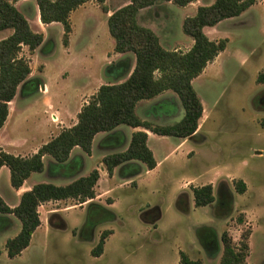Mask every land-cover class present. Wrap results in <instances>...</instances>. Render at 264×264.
Masks as SVG:
<instances>
[{"label": "rangeland", "instance_id": "obj_1", "mask_svg": "<svg viewBox=\"0 0 264 264\" xmlns=\"http://www.w3.org/2000/svg\"><path fill=\"white\" fill-rule=\"evenodd\" d=\"M211 1L196 0V4L192 1L185 6L156 2L153 11L140 17L136 15V19L152 22L154 28L150 29L162 46H177L183 51L192 40L181 30L182 19L193 14L195 5ZM115 5L114 0L107 2L109 9ZM18 11L32 31L42 34V42L31 53L25 46L20 47L19 55L27 59L30 69L27 78L32 81L18 84L8 102V114L0 127V135L7 140L24 138L27 145H40L45 129L58 119L54 108L35 103L33 96L45 92L39 86L46 83L49 94H60L63 99L75 90L91 86L98 71L109 79L107 70L104 66L100 69V64L105 56H115L113 40L107 32L106 12L94 1L79 5L70 19L68 17L70 31L66 46L61 44L59 23L38 25L33 0H28ZM231 21L202 27L207 38L224 37L227 41L224 49L191 80L203 108L197 135L179 145L174 137H150L148 145L155 158H163L154 172L119 186L115 181L112 192L95 197L102 193L100 189L112 187V181L107 182L106 176L101 174L94 196L85 203L68 199L49 201L40 207L41 222L48 227L36 228L28 245L12 260L6 257L2 241L12 236L14 229L0 230V264H178L179 250L202 264H212L215 256L207 254L200 243L209 244L215 236L220 246L217 232L221 229L236 242L240 232L248 229L247 225H237L236 218L242 219L238 210L242 208L253 213L252 231L247 238V261L264 264V0H255L241 17ZM10 32L7 28L0 30V39ZM118 54H122L120 59L133 58L131 52ZM258 75L262 76L259 81ZM33 83L39 85L34 88ZM32 99L30 114H22ZM60 101L71 106V100ZM180 108L178 100H163L149 107L148 112L156 116L163 110V118L158 122L164 124L175 121ZM140 113L143 111L136 109V114ZM100 136L94 139L95 150L107 142ZM98 161L99 155L93 151L85 167H93ZM46 166L41 173L33 172L29 180L63 185L61 178L52 176L55 175L52 167ZM65 170L67 175L73 169L66 166ZM136 171L139 172V168L132 166L122 174ZM230 177L241 179L245 191L235 192L232 184L235 179H227ZM0 179V192L8 198L5 181H2L5 178ZM209 182H213L214 187L210 206L190 204L187 210L179 207V203L185 205V195L178 196L181 183L190 191L191 186ZM219 183L231 190L227 213L217 207ZM98 200L113 202L109 209L86 203L98 204ZM68 204L69 209L49 216L45 212L47 208H64ZM153 213L158 218L154 225L144 223ZM105 229L111 233L104 238L101 253L92 256L90 249ZM208 237L212 238L211 242H203Z\"/></svg>", "mask_w": 264, "mask_h": 264}, {"label": "trees", "instance_id": "obj_2", "mask_svg": "<svg viewBox=\"0 0 264 264\" xmlns=\"http://www.w3.org/2000/svg\"><path fill=\"white\" fill-rule=\"evenodd\" d=\"M85 1L88 0H35L38 20L45 24L59 23L62 29L61 44L66 46L70 31L68 14ZM92 1L98 4L102 12L107 11L103 4L104 0ZM161 1L184 6L195 0H129L127 4L113 9L107 15L106 28L113 40L112 51L131 52L133 55L131 69L129 70L127 58L116 61L113 64L114 76L116 79H122L98 85L76 112L75 122L61 128L35 152L19 156L0 149V166L4 165L7 168L8 182L12 188H18L29 173L42 170L43 155L50 157L55 164L63 165L73 146H78L84 153H88L95 133L114 131L120 124L139 126L156 135L180 138L194 132L202 107L191 86V80L201 72L206 63L224 49L227 41L224 37L207 38L202 32V27L238 16L255 0H212L209 4L197 5L193 14L184 17L181 22L182 32L192 40L191 45L184 51L163 48L158 43L156 35L136 21L138 9ZM6 28L11 32L0 39V127L7 116V103L13 98L18 84L32 81L27 78L30 69L27 59L19 55L20 47L25 46L28 53H31L42 42V34L30 29L27 20L13 6L12 1L0 0V30ZM261 77L258 75L256 79L259 81ZM33 84L34 88L39 85ZM165 90L172 91L179 101L182 115L177 121L159 125L141 120L134 114L133 108L137 101L152 98ZM111 136H115V133H110L104 140ZM145 139L146 133L143 130L133 131L123 150L103 155L101 163L106 174L110 175L114 167L131 161L141 163L145 169L153 168L155 161L145 144ZM97 178V170L91 169L86 175L78 176L64 185L34 183L20 193L17 203L12 207L0 197V216L11 215L19 222L16 234L4 241L6 257H14L28 245L31 233L39 224L36 210L39 204L62 199H73L76 203H82L91 199L94 196L93 187ZM232 184L237 193L245 190L241 179L233 180ZM219 186L222 191L218 190L217 207L227 213L230 194L224 185ZM190 191L195 207L208 205L214 199L210 183L191 186ZM91 204L101 206L93 202H89L88 205ZM236 220L238 223L241 222L240 217ZM110 233L109 229L99 233L97 242L90 249L92 256L101 253L104 238ZM248 234L249 229L242 230L239 239L233 242L225 230L221 231L218 238L220 255L217 264H246ZM200 239L202 242L201 237ZM214 239L213 242L211 237L203 240L211 242L205 244L208 248L199 242L210 256L218 251L219 245L215 236ZM177 253L178 264H202L199 259H191L181 250Z\"/></svg>", "mask_w": 264, "mask_h": 264}, {"label": "crops", "instance_id": "obj_3", "mask_svg": "<svg viewBox=\"0 0 264 264\" xmlns=\"http://www.w3.org/2000/svg\"><path fill=\"white\" fill-rule=\"evenodd\" d=\"M9 1H12L13 6L18 10L19 7L20 6H23L28 0H9ZM33 1L35 2V0H33ZM88 1L91 2L92 0H88ZM108 1H110V0H104V2H103L104 6L107 9L106 13L103 12V13H105L106 17H107V15L113 9H116V8H118V7L122 6V5H125V4H127L129 2V0H114V2H116L117 5H115L111 9H109V7L107 6V2ZM162 2L163 1H161L160 3H158V5H163ZM164 3L165 4H168V3H171V2L164 1ZM189 3H192V2H189ZM193 3L196 4V0ZM153 5H149V6H146V7H143V8L138 9L136 15H138V17H140L141 14L146 13L149 10L153 11L152 10V6ZM197 5H200V4H197ZM197 5H195V7ZM35 6H36V4H35ZM27 8L30 9V6L28 5ZM75 9L76 8H74L73 10H71L69 12V14H68L69 19L71 17V14L73 13V11H75ZM247 9H245V10H247ZM244 11H242L238 16L230 17V18H227V19H223V20L217 22V24L220 23V22H222V21L223 22H225V21L226 22H233L231 20H233L235 18L241 17V15H242V13ZM35 20L37 21L38 25H41V27H46L48 25H51V22L45 24V23H41L38 20L37 7H36V12H35ZM138 20L140 21L139 23H138ZM136 21H137V23L139 25H142V26L147 27L149 29L150 28H154V25L152 24V22L147 21V19L145 21H142V20H140L138 18V19H136ZM214 25H212V26H214ZM204 27H206V26H204ZM157 39H158V37H157ZM158 43L162 46V44L159 42V40H158ZM191 43H192V41H191ZM191 43H190V45H191ZM162 47L163 48H166V49H169V50H178V47L177 46L176 47H174V46L173 47H164V46H162ZM187 48H184L183 51L186 50ZM121 56H122V54H118V53H115V56H112V55L105 56V58L102 60V62L100 64V69H101L102 66H104V68L107 70L106 73H108L107 76L109 77V79H105L106 76L101 75V73H99V71H98L97 72V75H96V79L93 80L91 86L86 85L82 90H78V91L75 90L72 95H68V96H66V98H63V99L71 100V106H69L68 104L67 105L66 104L64 105L63 102L60 101V100H63L62 99V96L60 94H56V96H53V95L49 94V92H48L49 89H48L46 83H43L41 86H39V87L42 88V90H45V92L44 91L43 92H38L39 94H37V96L36 95L33 96L34 97V100H35V98L37 100V102L35 101V103L37 105H39V106H42V107L48 106L49 108H54V111H55L56 116H57V119H58V122L51 124L50 126H48L45 129V132H44V141L42 143H44L45 141H47L48 139H50L51 137H53L61 128L68 127V126L72 125L75 122V114H76V112L79 110L80 106L83 103H85L87 97L96 90V88L98 87V85L103 84V83L118 82V81H120L122 79V78H119V79L117 78L116 79V77L114 76V74H115V66L113 65L117 60H120V57ZM127 59H128V62H129V70H130L131 67H132V65H133V58H132V60H130V58H127ZM34 94H36V93H33V95ZM34 100L32 99V100L29 101V107H27L23 111L22 114H25V113H29L30 114V106L34 102ZM163 100H166V101L173 100V102H174V101L177 100V97L174 95V93L172 91L165 90V91L159 93L158 95H156V96H154L152 98L139 100L134 105V108H133L134 114L139 119L148 121V122L153 123V124H159V125L171 124L170 123L171 121H168V123H164V124L159 123L161 121L160 119L163 118V115H164V111L163 110L160 111V112H157V114H158V115H156L157 117L155 115L152 116L148 112L149 107H152L153 105H156L157 106ZM7 105H8V103H7ZM136 109H138V111H143V113L136 114ZM202 112H203V108L201 110V115H200V117L198 119L196 129L194 130V132L191 135H189L187 137H184V138L174 137V138L177 139V141H179L178 142V145L181 144V143H183L184 141H186V142L190 141L191 138H193V137H195L197 135V133L199 132V120L201 119ZM7 114H8V112H7ZM181 115H182V109L180 108L179 111H178V114H176V119H174V120L177 121L181 117ZM170 116H172V115H170ZM175 121H172V123L175 122ZM122 125L123 124L117 125L114 128V131H111V132L99 131V132L95 133L93 135L92 139H91L90 149H89V152L88 153H84L78 146H73L70 149L69 154H68V158H67L66 162L63 165H57V164H55L52 161V159L50 157H48L47 155H43L42 156V164H43V166H42V170L40 171V173L43 172L46 169V167H47L46 165H49L53 169L52 172L55 173V175H52V176L54 178H57V177L58 178H61L62 181L64 182L63 183V185H64V184L70 182L71 180H73L74 178H76L78 176L86 175L91 169H96L97 172H98V178L96 180V183H95L93 189H96V185L101 181V179H100L101 174H103V175L106 176V181L107 182L110 181V180L112 181V187H108L106 189H104V188L103 189H100L102 191V193L96 194V196H95V197H102V195H106L107 193L109 194L110 192H112L113 187L116 184V183H113L115 181H117V184H118L116 186H119V185H122L121 183H126L130 179H135V178H137L140 175L150 174V173L154 172L158 168V166H159L158 164H160V162L163 160V158L162 159L161 158L160 159H156L155 158L151 146L148 145V139L150 137L170 138L172 136L156 135V134H153V133L149 132L148 130H145V129L139 127V126L130 127V126L125 125V127H124ZM137 130H143L146 133L145 144L149 148V150L151 151V154H152V156L154 158V161H155L154 167L151 168V169H145L141 163L135 162V161H131V162H127L125 164H122L120 166L114 167L112 169L111 174L110 175H107L106 172H105L104 166L101 165V160H100L101 157L103 155L108 154V153H111V152L123 150L125 148L127 142H128V139H129L130 134L133 131H137ZM113 132L115 133V136H111L109 138L107 137L105 139V141H107L105 144H103L102 146L100 145L99 148L96 149V150L94 149L93 144H94V141H95L94 139L96 137H98L101 134L100 137L105 138L107 135H109L110 133H113ZM26 142L27 141L24 138H22V139H8L7 140V138H2L1 135H0V149L6 151L8 153H11L13 155H19V156H27V155H30L31 153L35 152L36 149L42 144V143H40V145H37V144H35V145H33V144L32 145H27V144H25ZM117 142H120V143L117 145L116 144ZM93 151H97V154L99 155V161L93 167H85V162H86L87 159H89L92 156ZM190 152L188 153V155L190 154ZM66 166H68L69 168L71 167L73 169L71 171V173H68L67 175H66V170L64 171V169L66 168ZM132 166L139 168V172H137V171L136 172H133V173H128L127 172L125 174L124 173L122 174L123 171H128V169L131 170ZM32 173L33 172L29 173V175L22 181V183L20 184V186L18 188H12L9 185V182H8V170H7V168L4 165L0 166V178H1V176L5 178V180L3 179L2 181L3 182L5 181L6 193L9 195L8 198H7V197H5L0 192V197H1V199L9 207H12V206H14L17 203L18 197H19V195H20L21 192L29 189V187L32 184L40 182V181H35V180H29V177H31V174ZM227 179H235V178L234 177H230V178H227ZM6 181L8 182L7 185H6ZM209 183L211 185V191H212V189L214 188L213 187V182H209ZM203 184H206V183H200L199 185H203ZM199 185H195V186H199ZM185 187H186L185 183L184 184L181 183V185L178 188L179 191H180V193L178 194V196L180 194H182V195L184 194L185 195V205L183 203H179V204L177 203V204L179 205L180 208H183L184 207L185 210H187L188 209V206L190 204H192V206H193V203H192L191 191H187ZM227 190H228L229 193L231 192V190H230V188L228 186H227ZM65 200H68V199L54 200V201H65ZM179 201L180 200L178 199V202ZM48 202L49 201L43 202V203H41V204H39L37 206L39 224L37 225L36 228H38L40 225H43L45 228L48 227L46 224L44 225L41 222L40 214H39V208L42 207L43 205H46V203H48ZM98 202H99L98 203L99 205L104 206L105 208H108L109 209V207H110V205L112 204L113 201L108 202V203H103L102 200H98ZM86 203H89V202L86 201ZM82 205H84V204H82ZM205 206H210V204L205 205ZM69 207H71V205L68 204L64 208H47L45 210V212L49 216V215H51L53 213H57L61 209H66V208L69 209ZM193 207H195V206H193ZM198 207H202V206H198ZM238 212L242 214V219H241V222L242 223L241 222L240 223L237 222V225L239 227L241 225H247L248 226V229H249V234H248V237H249V235H250V233L252 231L251 230V220L253 218V213L252 212L249 213V211L247 209H244V208L239 209ZM155 215H156L155 213L151 214L150 215L151 217H148L147 218L148 222H144V223H146V224H153L154 225V222L158 219L157 216H155ZM202 226L203 227H206V225H202ZM9 229H14L13 235H15L16 232L19 229V222H18V220L15 219L14 217H12L11 215H3V216H0V230L4 231V230H9ZM221 231H223V230L221 229L220 231L217 232L218 236H219V233ZM12 236H10V237H12ZM7 238H9V237H7ZM5 239L2 241V245L4 244ZM247 246H248V244H247ZM219 255H220V246H218V251L214 255L215 258H214V261H213L212 264H217ZM8 259L12 260V259H14V257L8 258ZM192 259H194V258H192ZM245 263L246 264H251V263H249L247 261V256L245 257Z\"/></svg>", "mask_w": 264, "mask_h": 264}, {"label": "built area", "instance_id": "obj_4", "mask_svg": "<svg viewBox=\"0 0 264 264\" xmlns=\"http://www.w3.org/2000/svg\"><path fill=\"white\" fill-rule=\"evenodd\" d=\"M54 119H55V117L53 116V117H52V120H54Z\"/></svg>", "mask_w": 264, "mask_h": 264}]
</instances>
